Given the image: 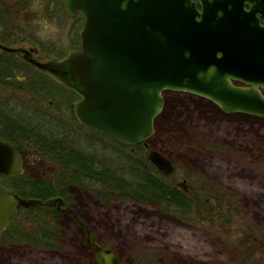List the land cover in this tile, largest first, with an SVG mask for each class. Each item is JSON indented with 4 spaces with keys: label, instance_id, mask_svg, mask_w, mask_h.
<instances>
[{
    "label": "rangeland",
    "instance_id": "1",
    "mask_svg": "<svg viewBox=\"0 0 264 264\" xmlns=\"http://www.w3.org/2000/svg\"><path fill=\"white\" fill-rule=\"evenodd\" d=\"M14 2L16 0L7 3ZM51 8L52 5L45 14H40L28 4L25 12L20 13L15 24L5 32L16 36L15 41L2 42L0 39V43L10 48L36 49L38 55L35 59L40 62L58 60L57 52L66 54L75 50L76 16L58 15ZM2 31L0 26V34ZM47 48L50 54L45 52ZM4 54L0 51V56ZM13 56L11 59L1 57L9 58V68L17 78L7 84L0 83V102L3 103L0 122L6 118H19L23 123L38 127L41 135L65 136L87 153L88 163L92 158L103 159L107 166L123 168L127 177V167L123 163L113 164L117 160L113 148L117 145L98 132L77 125L71 104L68 107L67 99L61 101L56 97L55 93L62 94L56 86L48 83L47 90L38 93L35 89L39 82L29 85L32 81L27 75L30 67L23 62L21 55ZM34 75L41 76L33 70ZM163 98L162 111L153 125L154 134L144 144L148 148L147 155L149 151H157L174 167L172 174L163 175L167 183L176 185L185 181L187 190L197 189V186L203 188L207 183L219 197L223 196L222 190L226 191V198L241 202L245 218L264 230V119L226 113L210 101L187 93L165 92ZM13 133L23 135L22 129ZM90 137L101 142L96 141L93 145ZM18 143L28 160L26 175L50 182L60 164L48 155L45 157L38 147L20 139ZM103 143L106 150L101 148ZM121 147L117 151L127 157L139 160L147 157L134 153V150L131 152L127 146ZM105 170L109 171L108 168ZM86 173L88 175V171ZM152 173L154 178L158 177L156 172ZM84 182L83 187L71 188L74 200L70 207L75 217L62 214L59 237L54 241L49 237L48 240L42 239L47 231L43 218L21 213L16 218L20 233L30 241H0V264H96L95 250L86 245L87 233L79 223L95 236L97 244L111 248L122 264H237L230 238L219 231L217 221L211 224L205 219L196 223L192 218H199L198 215L188 211L187 216L182 217L174 206L135 203L117 197L111 201L98 199L93 193L104 190L93 182ZM214 203L211 201L210 206ZM226 230L234 236L239 231L235 222ZM213 231L227 240L222 241Z\"/></svg>",
    "mask_w": 264,
    "mask_h": 264
},
{
    "label": "water",
    "instance_id": "2",
    "mask_svg": "<svg viewBox=\"0 0 264 264\" xmlns=\"http://www.w3.org/2000/svg\"><path fill=\"white\" fill-rule=\"evenodd\" d=\"M260 3H247L250 12L238 5L243 27L237 30L232 0H203L200 11L192 0H64L68 16L83 18L78 49L48 62L33 58V48L0 43V51L21 55L74 92L79 100L72 111L80 125L132 147L153 136L165 92L191 94L226 113L264 119V25L255 15ZM146 158L162 175L174 172L159 152L149 151ZM23 174V151L0 139V177ZM177 187L187 191L185 181ZM61 203L53 198L46 205L60 210ZM39 204L0 184V237L20 209ZM86 235L96 264H122L111 248L99 246L89 231Z\"/></svg>",
    "mask_w": 264,
    "mask_h": 264
},
{
    "label": "trees",
    "instance_id": "3",
    "mask_svg": "<svg viewBox=\"0 0 264 264\" xmlns=\"http://www.w3.org/2000/svg\"><path fill=\"white\" fill-rule=\"evenodd\" d=\"M7 2H9V0L5 2L0 1V26L3 27L2 34H5L0 37L2 42L15 41L13 38L16 36L10 35V32H5L8 30V27L10 28L15 24V20H18L20 13L25 12L28 4L31 8L40 12V14H45V12L50 9L51 5V10L54 13L58 15L65 14L62 4L63 0H16L14 4ZM74 23L76 30L73 42L74 46L76 45L78 48L80 41L77 34L83 25V18L81 16H76V18H74ZM2 34H0V36ZM45 52L50 54L48 48L45 49ZM13 55L15 54L11 55L5 53L0 56V83L7 84V82L16 80L17 78L16 74H13L12 69L9 68V66H11L9 58H1L4 56L10 57L11 59L14 58ZM56 55L61 58L64 57L65 54L57 52ZM23 62L30 67L29 72L31 75H27H29V79L32 80L30 81L31 85H35L39 82L37 89H35L36 91L38 90V93H40L41 90H47L46 88L49 84H52L61 92H64L62 94L55 93L56 97L61 99V101L67 99L66 103L68 107H70L72 100L77 98L74 92L54 83L46 76H42L32 65L25 61ZM33 70L42 77H38V75L37 77L35 75L33 76ZM65 90L67 93H65ZM38 96L40 97L39 94ZM46 98H48V95H46ZM19 122H21L19 118H13V120L6 118L5 121L0 122V124H2L0 127V139L9 141L22 148V145L18 143L20 139V141H24L35 148L38 147L41 152L45 154V157L48 155L60 164L58 171L55 172L50 182L43 179H31L26 173L20 177L4 178L2 183L21 198L37 199L42 203L51 198H61L64 203L72 204L74 198L70 192L71 188L76 186L83 187L85 185L84 181L93 182V184L101 187L100 189H102V191L104 190L102 193L99 191L93 193L98 199L111 201L117 197V199H124L135 203L146 202V204L155 206H174L178 209L177 213L182 217H186L188 211L189 213L193 212L198 215L199 218H192L194 222L197 221L196 223L200 224V220L205 219L211 224L217 221L221 228L219 231H223L224 235L229 236L231 240H229V244L235 253L234 259L237 264H264V230L256 226L254 222L252 223L245 218L244 208L241 206V202L232 201L230 197H227V199L224 196L226 195V191L223 190V196H217V193H214L212 191L213 188L207 185V183H204L202 186L203 188L198 186L197 189L188 188L186 192L177 188L175 184L172 185L169 182L167 183L166 178L157 168H154L147 158H145L148 151L146 144L141 143L132 146L134 153L139 152L145 160L128 158L122 151H117L118 147H121L120 144L98 133V135L117 145L116 148H113L116 150L117 156V160H114L113 164L123 163L127 167L125 169L127 177H125L122 171L123 168L107 166L103 159L100 161L92 158L93 160L88 163V159L85 157L87 153L77 147L75 142L68 141L65 136L41 135L39 131H37L38 127H32L29 122L24 121L25 123L21 122V124ZM19 128L23 131V135L21 136L13 133L14 131L20 130ZM31 130L35 132L31 133ZM90 141L95 145L94 143L98 140L94 137H90ZM99 142H101V140H99L98 143ZM92 144L90 145L93 146ZM105 146V143H103L101 148L106 150ZM73 166L75 167L73 168ZM105 168H108L109 171L107 172ZM86 171H88V175H86ZM152 172H156L158 177L156 176L154 178ZM117 174L119 175L118 177ZM159 175L162 176L160 177ZM211 201L215 202L213 206H210ZM21 213H25L29 217L36 215L43 218L45 222L44 225L47 227L46 230L51 231L53 235L50 232H48V235L47 231H44V234L41 236L42 239L48 240L50 238V240L54 241L59 237V232L61 231L59 223L62 216L61 213L57 212L55 207H48L42 204L27 209H20L11 219L10 226L0 237V241L7 239L30 241L29 238H25L26 235L20 233V224L16 218L20 216ZM233 222H235L239 230H237L238 232L235 233V236L226 230V227H228L229 224L232 225ZM213 232L216 236L220 237V233ZM220 238L224 242L227 240L226 238ZM10 240L2 242H9ZM148 262L150 261L148 260Z\"/></svg>",
    "mask_w": 264,
    "mask_h": 264
},
{
    "label": "flooded vegetation",
    "instance_id": "4",
    "mask_svg": "<svg viewBox=\"0 0 264 264\" xmlns=\"http://www.w3.org/2000/svg\"><path fill=\"white\" fill-rule=\"evenodd\" d=\"M201 1H203V0H192V2L193 3H195V7H196V9L198 10V11H200L201 10ZM251 2H261L260 3V5H259V10L255 13V15H256V17H257V20H258V23H259V25L260 26H263L264 25V0H232V6H233V16H234V19L236 20V22H235V29H237V30H241V28L243 27L242 26V24H241V22H240V20H239V18H238V14L236 15V13H235V11L236 10H239V4H243L244 6H243V10H245L246 12H250L251 11V7L250 6H248V5H246L247 3H251ZM256 8H257V6H256ZM260 11V12H259ZM241 28H240V27ZM237 36H239V34H237ZM79 48V47H78ZM78 48H76V49H78ZM2 52V51H1ZM34 55V57L33 58H37V55H38V52H36L35 54H33ZM65 56V55H64ZM63 57H61L60 59H62ZM60 59H58V60H60ZM37 60V59H36ZM39 71V70H38ZM40 72V74L42 75V76H46L47 78H49L44 72H42V71H39ZM50 79V78H49ZM51 80V79H50ZM52 81V80H51ZM55 83V82H54ZM234 83V85L235 86H243V84L242 83H239V82H233ZM57 84V83H56ZM29 85H31V83L29 84ZM63 87V86H62ZM65 88V87H64ZM65 89H67V88H65ZM67 90H69V89H67ZM261 92H262V94L264 95V90H261ZM62 93H64L63 91H62ZM65 93H67V91L65 90ZM48 93H46V95H47ZM77 100H79V98L77 99ZM77 100H75L74 102H76ZM74 102H72L71 103V111H72V104L74 103ZM50 104H52L53 102L52 101H50L49 102ZM2 105H3V103H1L0 102V116H1V114H2V110H3V107H2ZM73 112V111H72ZM73 120L76 122V124L77 125H79V126H81V127H83V128H85V129H88V128H86V127H84V126H82V125H80L77 121H76V119H75V116H74V113H73ZM1 125L2 124H0V127H1ZM88 130H91V129H88ZM96 132V131H95ZM99 133V132H98ZM99 134H101V133H99ZM101 135H103V134H101ZM103 136H105V135H103ZM105 137H107V136H105ZM108 138V137H107ZM3 140V139H2ZM112 140V139H111ZM114 141V140H113ZM116 142V141H115ZM16 145V144H15ZM18 147H20V146H18ZM20 149L23 151V160H24V173H25V168H26V165L28 164V160H27V157H26V155H25V150H23L21 147H20ZM129 150L131 151V152H133V148L132 147H129ZM131 156H129L128 158H130ZM6 179V178H12V177H0V184H2V185H4L3 183H2V180L3 179ZM177 185V184H176ZM52 199V198H51ZM61 199V198H60ZM50 199H48V200H46L44 203H42L41 202V204H39V205H46V202L47 201H49ZM72 204H66V203H64V201L62 200V203H61V205H60V210L59 209H57V205L56 204H52L51 206H48V207H55V209H56V211L57 212H59V213H61V215L63 214V215H73V217H75V214H73V213H68V210H70V209H72L70 206H71ZM62 210H64L63 212H61ZM84 227V226H83ZM82 227V228H83ZM83 231L84 232H86L87 233V231H89L87 228H85L84 227V229H83ZM95 241L97 242V240H96V238H95ZM99 246H101V247H105V246H102V245H100V244H98ZM95 253H97L96 251H94Z\"/></svg>",
    "mask_w": 264,
    "mask_h": 264
}]
</instances>
